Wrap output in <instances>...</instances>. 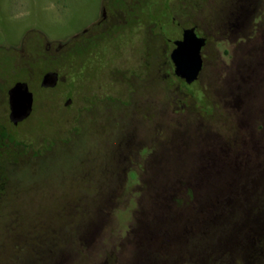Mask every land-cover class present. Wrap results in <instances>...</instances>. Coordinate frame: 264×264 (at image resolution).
Here are the masks:
<instances>
[{"label":"rangeland","instance_id":"374dc122","mask_svg":"<svg viewBox=\"0 0 264 264\" xmlns=\"http://www.w3.org/2000/svg\"><path fill=\"white\" fill-rule=\"evenodd\" d=\"M198 1L196 22L204 27L212 17L201 10L207 0ZM256 2L237 31L209 37L203 70L187 93L163 77L172 42L152 40L149 62L129 64L130 105L117 101L107 109L98 102L78 110L76 93L70 109L50 106L68 96L71 83L63 77L42 90L46 63L33 64V77L26 60L4 66L24 39L31 44L78 32L100 0H0V94L18 78L32 80L36 96L32 115L17 128L0 112V154H22L0 158V264H129L153 176L159 185L164 174L199 170L200 150L211 137L230 147L250 135L264 143V0ZM127 92L119 87L115 96L130 101ZM172 208L179 219L184 205ZM160 242L158 236L156 251Z\"/></svg>","mask_w":264,"mask_h":264},{"label":"flooded vegetation","instance_id":"af4514ba","mask_svg":"<svg viewBox=\"0 0 264 264\" xmlns=\"http://www.w3.org/2000/svg\"><path fill=\"white\" fill-rule=\"evenodd\" d=\"M255 2L256 0H220L214 3L213 0H207L201 6V10L207 11L206 15L212 18L203 27L196 22L198 0H169L168 3L156 0H100L94 17L78 32L65 39H50L44 36L31 44H27L24 39L20 46L14 48L18 54L9 55L4 68L9 69L11 62L16 65L19 61L26 60L30 76L33 77L38 71L32 68L33 64L44 62L46 66L42 70L39 82L42 90L57 87L63 77L69 84L71 83L65 92L68 96L66 98L62 96L58 101L57 98H53L50 106L55 102L57 108L70 109L76 102L74 95L76 93V96L80 95V99H77L78 110L95 106L98 102L106 105L108 109L110 104L117 101L123 105H130L132 102L131 95L134 90L128 81L131 80L133 71L129 64L138 61L144 66L149 62L154 51L152 40L158 45L159 42H172L167 57L168 67L163 77L167 79L169 85H174L178 90L187 93V85L196 82L203 70V49L209 42V37L214 31L218 33L226 32L228 29L232 32L237 31L244 24V16L249 13L250 6ZM255 5L257 6V2ZM166 28L178 35L174 38L167 36ZM188 28H194L197 36L205 38V44L201 49L203 67L199 77L192 83H187L176 73L171 56L177 46L176 41L183 38L184 31ZM164 50L165 47L159 52L163 54ZM120 64L123 65L121 70L118 66ZM119 70L122 73L120 76L117 75ZM144 75H147V70ZM76 80L78 91L75 92ZM30 81L32 80L16 78L6 91L0 94V112L4 113L10 126L15 128L25 122L34 111L36 96L31 90ZM17 82L27 83L33 94V105L31 113L26 118L15 122L11 118L10 89ZM119 87L127 88L126 96L127 99L131 98L130 101L117 99L115 95ZM15 135H19L17 131ZM50 142L53 144L52 140ZM11 152L13 153L5 155L3 151L0 158L6 159L11 155L13 158H20L22 155L14 150ZM32 154L39 157L41 151L33 149Z\"/></svg>","mask_w":264,"mask_h":264},{"label":"trees","instance_id":"16d2710c","mask_svg":"<svg viewBox=\"0 0 264 264\" xmlns=\"http://www.w3.org/2000/svg\"><path fill=\"white\" fill-rule=\"evenodd\" d=\"M210 139L199 170L164 174L159 185L152 177L129 264H264V143L251 135L231 147Z\"/></svg>","mask_w":264,"mask_h":264},{"label":"water","instance_id":"95a60500","mask_svg":"<svg viewBox=\"0 0 264 264\" xmlns=\"http://www.w3.org/2000/svg\"><path fill=\"white\" fill-rule=\"evenodd\" d=\"M172 51V59L176 73L187 83L195 81L203 67L201 49L205 38L199 37L194 28L185 29L183 38L176 41ZM11 118L18 122L26 118L32 110L33 94L25 82H17L10 89Z\"/></svg>","mask_w":264,"mask_h":264}]
</instances>
